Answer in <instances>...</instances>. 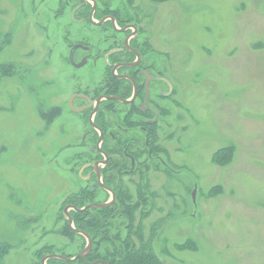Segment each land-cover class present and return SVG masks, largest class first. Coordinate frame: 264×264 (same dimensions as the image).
Segmentation results:
<instances>
[{"label":"rangeland","instance_id":"obj_1","mask_svg":"<svg viewBox=\"0 0 264 264\" xmlns=\"http://www.w3.org/2000/svg\"><path fill=\"white\" fill-rule=\"evenodd\" d=\"M38 1L0 0V264H35L48 244L75 249L63 207L82 185L73 168L84 157L74 154L90 140L66 105L73 69L63 54L66 40L97 30L55 20ZM128 1L167 52L186 111L169 144L183 177L173 190L152 172L159 198L142 220L145 238L153 233L146 263L264 264V0ZM103 67L81 71L90 75L78 85L97 86ZM58 104L62 113L51 112ZM226 147L223 164L216 153Z\"/></svg>","mask_w":264,"mask_h":264},{"label":"flooded vegetation","instance_id":"obj_2","mask_svg":"<svg viewBox=\"0 0 264 264\" xmlns=\"http://www.w3.org/2000/svg\"><path fill=\"white\" fill-rule=\"evenodd\" d=\"M39 1L48 6L55 20L74 18L77 24L87 22L79 25L81 29L98 33L94 31V39L68 44L66 40L69 52L63 54L73 69L74 89L66 105L85 118L88 130L82 140L86 146L90 140L89 147L74 154L84 157L73 168L82 185L63 207L65 228L72 229L64 216L67 207L74 226L75 222L79 226L75 228L82 232L72 229L73 234L64 235L75 249L61 250L48 244L38 251L35 264H129L128 258L148 251L147 242L152 241L153 233L146 239L142 225L145 217L153 215L159 198V191L153 189L152 172L163 175L164 184L173 189L172 180L182 178L178 174L185 169V165L175 163L169 145L186 113L174 99L177 89L172 65L167 52L158 48L140 22L131 1L130 6L126 0ZM50 1H55V7ZM65 29L69 30V25ZM99 63L104 72L97 86L78 85V78L88 80ZM81 71L90 73L82 75ZM61 106L56 105L51 112L62 113ZM183 191L179 189L177 196L184 207ZM172 206L176 207L175 203ZM167 214L170 218L172 213Z\"/></svg>","mask_w":264,"mask_h":264},{"label":"trees","instance_id":"obj_3","mask_svg":"<svg viewBox=\"0 0 264 264\" xmlns=\"http://www.w3.org/2000/svg\"><path fill=\"white\" fill-rule=\"evenodd\" d=\"M10 37H11V35H8L7 39H9ZM51 115H52V113L45 114L46 121H48V118H50ZM232 153H233V148H231V147L227 148L226 147V148H223V149L219 150L216 154H217V157L220 160V162L225 164V163H227L230 160L229 157L231 156ZM77 214L78 215H82L83 213H77ZM75 226L77 228H79V226H78V224L76 222H75ZM65 229H66V233L65 234H73L74 233V231L72 229L68 228V227H66ZM147 252L148 251L146 250V252L142 253L141 255H138L136 257L128 258L129 264H153L152 261L150 263H146L145 260L150 261L152 259V258H150L151 257V252H150V254H147Z\"/></svg>","mask_w":264,"mask_h":264},{"label":"water","instance_id":"obj_4","mask_svg":"<svg viewBox=\"0 0 264 264\" xmlns=\"http://www.w3.org/2000/svg\"><path fill=\"white\" fill-rule=\"evenodd\" d=\"M195 194H196V191L194 190L193 191V195L195 196ZM80 210H84V209H80ZM64 214H65V217L67 218H69V220H70V226H71V228L75 231V232H82V231H79L78 229H76L75 228V226H74V224H73V220H72V218H71V216H70V214H69V211H68V209H67V207L65 208V210H64ZM45 261V259L43 260V262Z\"/></svg>","mask_w":264,"mask_h":264}]
</instances>
